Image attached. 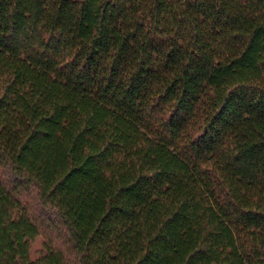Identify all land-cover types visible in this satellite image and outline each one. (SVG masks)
Listing matches in <instances>:
<instances>
[{
  "label": "trees",
  "instance_id": "trees-1",
  "mask_svg": "<svg viewBox=\"0 0 264 264\" xmlns=\"http://www.w3.org/2000/svg\"><path fill=\"white\" fill-rule=\"evenodd\" d=\"M0 264H264V0H0Z\"/></svg>",
  "mask_w": 264,
  "mask_h": 264
},
{
  "label": "rangeland",
  "instance_id": "rangeland-1",
  "mask_svg": "<svg viewBox=\"0 0 264 264\" xmlns=\"http://www.w3.org/2000/svg\"><path fill=\"white\" fill-rule=\"evenodd\" d=\"M42 250V236L36 235L29 242V253L31 257L37 256Z\"/></svg>",
  "mask_w": 264,
  "mask_h": 264
}]
</instances>
